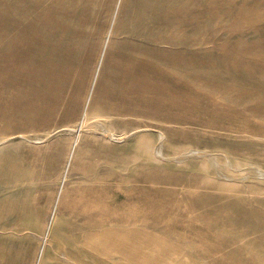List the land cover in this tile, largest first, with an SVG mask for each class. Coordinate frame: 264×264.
I'll return each mask as SVG.
<instances>
[{
    "label": "rangeland",
    "instance_id": "1",
    "mask_svg": "<svg viewBox=\"0 0 264 264\" xmlns=\"http://www.w3.org/2000/svg\"><path fill=\"white\" fill-rule=\"evenodd\" d=\"M75 263L264 264V0H0V264Z\"/></svg>",
    "mask_w": 264,
    "mask_h": 264
},
{
    "label": "bare ground",
    "instance_id": "2",
    "mask_svg": "<svg viewBox=\"0 0 264 264\" xmlns=\"http://www.w3.org/2000/svg\"><path fill=\"white\" fill-rule=\"evenodd\" d=\"M114 16V15H113ZM118 139V138H117ZM263 171V170H262ZM224 172L221 170L220 171V174H223ZM225 208V207H224ZM56 224H57V222H56ZM64 225L67 227V225L64 223ZM63 225V226H64ZM61 229V228H60ZM62 231H63V229H62ZM65 233H66V231H65ZM67 233H69V232H67ZM76 238V237H75ZM77 240V239H76ZM76 242V241H75ZM78 247H76V249H77ZM75 253V255H76V252H74ZM64 259H66L65 257H64ZM75 264H77V263H75Z\"/></svg>",
    "mask_w": 264,
    "mask_h": 264
}]
</instances>
